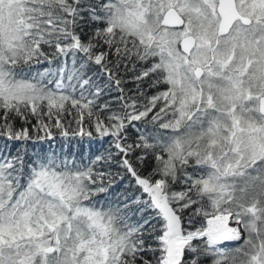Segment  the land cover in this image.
Wrapping results in <instances>:
<instances>
[{
  "label": "snow or ice",
  "instance_id": "snow-or-ice-1",
  "mask_svg": "<svg viewBox=\"0 0 264 264\" xmlns=\"http://www.w3.org/2000/svg\"><path fill=\"white\" fill-rule=\"evenodd\" d=\"M0 140V264H264V0H0Z\"/></svg>",
  "mask_w": 264,
  "mask_h": 264
},
{
  "label": "trees",
  "instance_id": "trees-1",
  "mask_svg": "<svg viewBox=\"0 0 264 264\" xmlns=\"http://www.w3.org/2000/svg\"><path fill=\"white\" fill-rule=\"evenodd\" d=\"M44 67H46V65H37L35 66L34 70H42ZM33 136H35V133H33ZM4 143L3 140H0V145H2ZM11 145V150L14 153L16 151V147L15 144L12 142H9ZM106 146V145H105ZM100 145L97 143L95 144L92 149L91 152L93 155H95L97 148H99ZM28 148L29 151H31L33 148H35L36 151H44V152H55L57 154H67L70 158L72 156L73 153H75V156L77 159L80 158V156L85 152V146L84 145H79V147L77 146V140H71L70 142H66L65 140H63L59 135H56L55 139L51 140V141H36V142H32L29 141L28 142ZM177 189L180 188L179 185L176 186Z\"/></svg>",
  "mask_w": 264,
  "mask_h": 264
},
{
  "label": "bare ground",
  "instance_id": "bare-ground-1",
  "mask_svg": "<svg viewBox=\"0 0 264 264\" xmlns=\"http://www.w3.org/2000/svg\"><path fill=\"white\" fill-rule=\"evenodd\" d=\"M231 226H234V225H231Z\"/></svg>",
  "mask_w": 264,
  "mask_h": 264
}]
</instances>
